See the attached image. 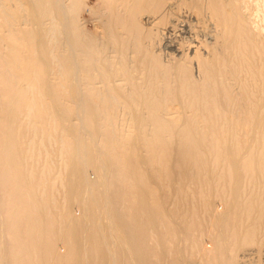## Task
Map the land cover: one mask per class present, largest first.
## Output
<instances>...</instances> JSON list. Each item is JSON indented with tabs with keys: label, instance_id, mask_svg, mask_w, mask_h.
<instances>
[{
	"label": "rangeland",
	"instance_id": "obj_1",
	"mask_svg": "<svg viewBox=\"0 0 264 264\" xmlns=\"http://www.w3.org/2000/svg\"><path fill=\"white\" fill-rule=\"evenodd\" d=\"M168 1L170 0H162V2L160 0V3L159 0H68L67 19L70 17L74 20L68 19L71 33L83 44L92 46L91 49L95 53L91 52V55L104 54L107 56L106 59L116 62L113 63V72H109L102 79H98L97 77H101V75H97L98 73L95 72L91 88L86 86L85 80H82L80 83L82 84V97H80L83 100H79V102L78 96L74 94L77 89L75 84L78 77L73 79V76L70 75L71 72L68 71L65 54L63 55L65 50L55 49L59 45V41L63 40V36L56 38V46H51L53 52L57 50L63 56L56 59L58 62L47 57L49 74L45 73V75L48 79L42 78L40 73V75L37 74L39 75L38 79L40 78L43 83H39L42 81L37 79L38 81L36 80L37 82L31 90L28 80H20V78L23 79V77L33 74L31 68L21 65L22 56L25 58L26 55V48L23 46L26 36L22 33L24 29H27V25H23L24 22H21L24 15L18 14L16 17L11 9V11L9 10L11 13L7 10L4 14L0 13V98H2L0 100V142L6 139L9 147L6 158L0 155V264H264V57H262L264 56L262 55L264 52V0H236L235 2L227 0L228 4L226 0H194L195 3L193 0H183V8L178 9L186 11L182 23L179 21L180 18H175L171 14L167 15L165 12L164 7ZM217 1L218 5H216ZM189 2L190 8L188 7ZM212 2L213 6L209 5ZM196 3L201 6L197 7ZM69 5H72L70 9ZM206 5L209 6L206 7ZM110 12L112 13L110 14ZM230 14L233 16L230 17ZM146 18H149L150 22L149 20L146 22ZM222 22L226 24L232 22V29L235 31L233 32L234 39L228 40L222 35L226 31H224L226 27L221 26ZM200 24L206 27L208 36L199 34L196 38L197 45L185 31L189 28L197 29ZM171 26H173L172 32L167 29ZM219 30L223 32L221 36L217 35ZM244 34L247 35L246 39ZM247 37L249 38L247 39ZM214 38L218 42H215ZM261 40L263 41L260 42ZM126 42L127 44H125ZM227 43H229L228 46ZM12 44H14V47L11 46L12 51L19 52L16 58L9 57L13 52L10 54L9 51L8 54L6 52L7 45L10 47ZM192 45L199 47L196 54H194V49H188ZM15 46L16 50L13 49L16 48ZM5 48H7L6 51ZM217 48L220 52L216 50ZM114 49L116 51L122 49V51H119L118 54ZM3 52H6L7 56ZM211 54L215 57H212ZM150 55H154V58L152 56L151 59ZM229 56L230 58H228ZM197 57L202 64L208 66L211 64L209 62L216 60L217 65L215 63L213 65L219 69V73L207 77L204 75L206 72L204 66H200V71H198ZM261 58L263 59L261 60ZM226 61L229 63L226 64ZM176 62L179 63L175 64ZM118 63L120 68L117 67ZM238 63L240 64L239 68ZM228 64L234 66L231 67ZM121 65L125 67L123 68ZM135 65L136 68L131 67ZM59 66L61 67L59 68ZM230 67L234 69L228 70ZM118 70L119 72H117ZM162 70L167 75L162 73ZM228 71L231 74H228ZM145 73L148 75L145 76ZM181 74L184 77H181ZM242 75L244 79L240 80ZM177 77L178 80H174ZM154 79L156 80L154 81ZM202 79L205 80L204 83ZM165 80L168 87L164 86ZM45 81L48 84L47 87L44 86V84L46 85ZM145 83H149L150 86ZM159 83L161 84L159 85ZM236 84H239L238 87ZM177 86H180L182 91ZM228 90H231V93ZM152 91L155 92L152 93ZM38 92L41 94L43 92L42 98H39ZM236 92H238L237 95ZM12 94H17L19 99L10 97ZM250 95L255 101L250 98ZM14 96L16 97V95ZM73 99L75 105L78 102L80 106L78 104L74 106ZM210 102H214V104ZM80 108L85 110L82 113V118H85V121L89 119L85 123L82 122V118H78L73 113ZM89 108L93 112H97L94 114L95 116L98 114L97 118L93 116L95 123L90 121ZM251 109L256 110L252 111ZM88 113H90L89 116H86ZM53 114H60V116ZM135 116H137V120L134 118ZM55 118H60V120ZM61 119L63 120L61 121ZM138 119L142 123H139ZM56 122H61L59 123L61 125ZM69 129L72 132L70 133L71 137L69 136L70 131H67ZM7 137L13 141L8 140ZM80 138L81 141H79ZM59 139L62 141L59 142ZM72 142L78 151L72 147ZM76 142L80 144L78 145ZM26 149L32 150V152ZM72 150L76 154L79 153V156L73 157ZM250 150L251 152H249ZM28 152L32 153L30 157H28ZM66 154L69 156L67 157ZM88 156H90L89 161ZM75 158L80 165L73 161ZM103 159L108 160L105 163ZM68 160H70V164H67ZM85 163L86 165H84ZM94 163H97L96 169L99 167V171L94 168ZM107 166V173H104ZM66 167L70 169L69 172ZM31 174L34 178L31 177ZM65 175L68 181L65 179ZM116 175H118L117 178H115ZM31 178L32 180H30ZM83 178L86 182L82 183L84 185L80 183L84 181ZM112 179L115 180L113 183ZM69 180L74 185L72 190H70ZM105 180H109L110 183ZM86 184L87 186H85ZM82 186L85 190L81 189L79 192L78 190ZM93 186L95 188L98 186L94 189L96 191H93ZM77 188L78 190H76ZM107 189L109 190L106 193ZM72 191L75 193L73 194ZM108 200L112 201L109 203ZM97 204L99 207H96ZM85 206L87 207L85 208ZM22 208H25L24 211H26L23 212ZM99 209H102V212L104 210L103 214ZM99 211L100 214H98ZM43 212L45 213L43 214ZM95 214L98 216L96 217ZM66 218L68 219L66 220ZM77 218L80 222L77 221ZM70 219H72L71 223ZM25 222L28 223L26 226ZM31 223H34L32 225L36 224V229L30 227ZM71 226L75 230L73 233ZM103 231H107V236ZM101 232L104 236L100 234ZM17 236L19 237L16 238ZM106 241L109 250L104 243ZM103 244L105 245L103 246ZM36 249H40V251L37 252ZM53 256L54 258H52Z\"/></svg>",
	"mask_w": 264,
	"mask_h": 264
},
{
	"label": "bare ground",
	"instance_id": "obj_2",
	"mask_svg": "<svg viewBox=\"0 0 264 264\" xmlns=\"http://www.w3.org/2000/svg\"><path fill=\"white\" fill-rule=\"evenodd\" d=\"M6 1V2H5ZM72 1V0H71ZM117 1V0H116ZM165 1V0H164ZM192 1V0H191ZM194 1V0H193ZM205 1V0H204ZM210 1V0H209ZM219 1V0H218ZM218 1H217V4L216 5H218ZM236 0H234V2H235ZM67 2H68V0H0V13H2V14H4V12H5V10H7L8 12H10L11 10H13V12H14V14H15V16L16 15H18V14H23L24 16L21 18L22 19V21L21 22H24L23 23V25H27L26 27H27V29L25 30H23V33L22 34H24L26 37H25V39H24V37H23V46L26 48V50H25V52H26V55H25V58H24V56H22V60H21V65H23L25 68H31V72L33 73V74H31L30 76H28L27 74V76H25V77H23V79H21L20 77V80H28L29 82H28V84H29V89H31V90H33V88H34V86L33 85H35L36 84V82L40 79H38V76L40 75V74H42L41 76H42V78H44V79H48V78H46L47 76L45 75V73L47 74H49V72H48V62H47V57L48 58H50V59H52V61H54V60H56V59H58V57H62L64 54H65V58H66V61H65V63H67V67H68V71H70L71 73H70V75H72L73 76V79L74 78H77L78 80L76 81V84L75 85H77L76 86V91H75V93L74 94H76L77 96H78V102H79V100H81V89H82V84H80L81 82H82V80H85V83H86V86H89V88H91V82H92V80H94L93 79V77H94V74H95V72H97L98 74L97 75H101V77H97L98 79H102L103 78V76H106V74H108L109 72H113V69H114V67H113V61L114 60H109V59H106L107 58V56H105L104 54L103 55H99V56H93V55H91V52L93 53L94 51H93V49H91V47L90 46H87L88 44H83V42H81L80 41V39H77V37L75 36V35H73V33H71L72 31H71V28H70V26H69V24H68V19L70 18V17H68V19H67V13H66V8L68 7V4H67ZM156 2H158V1H156ZM161 2H162V0H161ZM188 2V1H187ZM197 2V1H196ZM203 2V1H202ZM207 2V1H206ZM205 2V3H206ZM233 2V3H234ZM253 2V1H252ZM258 2V1H257ZM73 3V2H72ZM120 3V2H119ZM128 3V2H127ZM159 3H160V0H159ZM194 3H195V1H194ZM205 3H203V4H205ZM225 3V2H224ZM226 3H227V0H226ZM263 3V2H262ZM115 4V3H114ZM134 4H136V3H134ZM189 4H190V2L188 3V7H189ZM197 4V3H196ZM210 4H212V6H213V2L212 3H209V5ZM228 4V3H227ZM236 4V3H235ZM243 4V3H242ZM118 5V4H117ZM184 6V4H183V0H170V1H168L167 3H166V5H165V7H164V9H165V12L167 13V15L168 14H171L172 16H174L175 18L177 17V18H180V22L181 21H183L184 22V20H183V17H184V12H186L184 9H182L181 11L180 10H178V9H181V8H183V6ZM192 5V4H191ZM208 5V6H209ZM215 5V6H216ZM72 6V5H71ZM70 5H69V9H70V7H71ZM114 6V5H113ZM158 6H159V4H158ZM192 6H194V5H192ZM201 6V5H200ZM199 6V4H197V7H200ZM207 5H206V7H208ZM225 6H226V4H225ZM234 6H236V5H234ZM233 6V7H234ZM153 7H154V5H153ZM227 7V6H226ZM231 7H232V5H231ZM141 8V7H140ZM187 8V7H186ZM190 8V7H189ZM203 8V7H202ZM212 8V7H211ZM210 8V9H211ZM236 8V7H235ZM11 9V10H10ZM132 9H133V7H132ZM146 9V8H145ZM174 9H176V11H174ZM214 9V8H213ZM222 9V8H221ZM232 9H234V8H232ZM232 9H230L231 11H233ZM10 10V11H9ZM147 10V9H146ZM151 10V9H150ZM190 10V9H189ZM216 10V9H215ZM219 10V9H218ZM120 11V10H119ZM140 11V10H139ZM149 11V10H148ZM220 11V10H219ZM230 11V12H231ZM260 11V10H259ZM114 12H115V10H114ZM122 12V11H121ZM127 12H128V10H127ZM151 12V11H150ZM211 12V11H210ZM226 12H227V10H226ZM11 13V12H10ZM70 13H72V12H70ZM112 12H110V14H111ZM117 13H119V12H117ZM135 13V12H134ZM212 13V12H211ZM229 13V12H228ZM232 13V12H231ZM238 13V12H237ZM243 13V12H242ZM6 14V13H5ZM127 14V13H126ZM216 14V13H215ZM234 15H235V13H233ZM233 14L231 15L230 14V17L231 16H233ZM263 14V13H262ZM1 15V14H0ZM122 15H123V13H122ZM7 16H9V15H7ZM11 16V15H10ZM9 16V17H10ZM14 16V17H15ZM20 16V15H19ZM18 16V17H19ZM126 16V15H125ZM149 16V15H148ZM213 16H215V15H213ZM224 16V15H223ZM222 16V17H223ZM236 16V15H235ZM235 16L233 17V18H235ZM240 16V15H239ZM246 16V15H245ZM252 16V15H251ZM263 16V15H262ZM12 17V16H11ZM17 17V16H16ZM130 17V16H129ZM135 17H136V15H135ZM193 17V16H192ZM209 17V16H208ZM72 18H73V16H72ZM121 18H122V16H121ZM174 18V19H175ZM221 18V17H220ZM225 18V17H224ZM223 18V19H224ZM245 18V17H244ZM5 19V18H4ZM12 19V18H11ZM71 19V18H70ZM130 19V18H129ZM128 19V20H129ZM155 19V18H154ZM210 19V18H209ZM214 19V18H213ZM215 19H216V17H215ZM222 19V20H223ZM240 19V18H239ZM18 20V19H17ZM71 20H73V19H71ZM148 20H149V18H146L145 19V21L146 22H148ZM152 20H153V18H152ZM221 20V19H220ZM225 20V19H224ZM19 21V20H18ZM17 21V22H18ZM74 21V20H73ZM109 21V20H108ZM176 21V20H175ZM212 21V20H211ZM211 21H210V23H211ZM235 21H236V18H235ZM244 21V20H243ZM122 22V21H121ZM142 22V21H141ZM149 22H150V20H149ZM238 22V21H237ZM251 22V21H250ZM257 22V21H256ZM6 23V22H5ZM182 23V22H181ZM214 23V22H213ZM240 23V22H239ZM245 23H247V22H245ZM71 24V23H70ZM103 24V23H102ZM120 24V23H119ZM209 24V23H208ZM228 24H230V25H228ZM228 24H226V23H224V22H222V24H221V26H225L226 28L224 29V33L223 32H220V30L219 31H217L218 33H217V35H220L221 36V33H223L222 35L223 36H225L226 38H228V40H230V39H234V33L233 32H235L233 29H232V22L230 23H228ZM243 24V23H242ZM253 24V23H252ZM7 25V24H6ZM108 25H109V23H108ZM121 25V24H120ZM120 25H119V27H120ZM178 25H179V23H178ZM206 25V24H205ZM215 27H216V25L215 24H213ZM238 25V24H237ZM8 26V25H7ZM72 26V25H71ZM209 26V25H208ZM212 26V25H211ZM214 26H213V28H214ZM106 27V26H105ZM184 27V26H183ZM190 27V26H189ZM248 27H249V24H248ZM73 28V27H72ZM205 28L206 27H204V25L203 24H200L198 27H197V29H191V28H189L188 29V27H187V29L188 30H186L185 31V33H188L189 35H190V37L192 38V41H194L195 43H197V36L199 35V34H201L202 33V35L204 34V36L206 35V36H208V34H207V31L205 30ZM209 28V27H208ZM234 28H235V26H234ZM241 28V27H240ZM258 28H259V26H258ZM74 29V28H73ZM104 29V28H103ZM128 29V28H127ZM167 29L169 30V31H173V26H171V28H169V27H167ZM216 29V28H215ZM217 29H219V28H217ZM244 29H245V27H244ZM76 30V29H75ZM167 30V31H168ZM214 30V29H213ZM242 30V29H241ZM249 30V29H248ZM252 30H254V29H252ZM252 30H251V32H252ZM74 31V30H73ZM113 31V30H112ZM111 31V32H112ZM205 31V32H204ZM210 31H212V30H210ZM244 31V30H243ZM246 31H247V28H246ZM246 31H244V32H246ZM250 31V30H249ZM254 31H257L256 29L254 30ZM75 32V31H74ZM81 32H83L82 30H81ZM109 32H110V30H109ZM127 32V34H128V30L126 31ZM184 32V31H183ZM182 32V33H183ZM212 32H214V31H212ZM242 32V31H241ZM11 33V32H10ZM42 33H43V35H42ZM76 33V32H75ZM147 33V32H146ZM206 33V34H205ZM248 33V32H247ZM253 33H255L256 34V32H253ZM262 33V32H261ZM252 34V33H251ZM250 34V35H251ZM263 34V33H262ZM83 35V34H82ZM130 35V34H129ZM180 35V34H179ZM184 35V34H183ZM215 35H216V31H215ZM214 35V36H215ZM216 35V36H217ZM243 35V34H242ZM257 35H259V34H257ZM63 36V37H62ZM212 36V35H211ZM240 36V35H239ZM244 36H245V39H246V34H244ZM19 37H21V36H19ZM59 37H62V39L63 40H61V41H59V45L57 46V47H55V49L57 48V50H58V48H62L63 50H65V53H63V55L61 54V52H59V51H57V50H55L54 52H53V48L51 47V46H54L55 45V43L57 42V39L56 38H59ZM122 37V36H121ZM189 37V36H188ZM241 37V36H240ZM254 37L256 38V36L254 35ZM253 37V38H254ZM86 38V37H85ZM110 38V37H109ZM140 38V37H139ZM138 38V39H139ZM187 38V37H186ZM217 38V37H216ZM216 38H214V40L216 39ZM249 37H247V39H248ZM252 38V37H251ZM250 38V39H251ZM102 39V38H101ZM144 39H146V38H144ZM236 39V38H235ZM103 40V39H102ZM115 40V39H114ZM119 40H121V39H119ZM206 40V39H205ZM226 40V39H225ZM238 40V39H237ZM256 40V39H255ZM254 40V42H256ZM9 41V40H8ZM112 41V40H111ZM128 41V40H127ZM232 41V40H231ZM240 41V40H239ZM263 40H261L260 42H262ZM108 42H109V40H108ZM115 42V41H114ZM132 42V41H131ZM140 42V41H139ZM205 42V41H204ZM215 42H218L217 40H215ZM220 42V41H219ZM237 42V41H236ZM250 42L254 45V43H253V41L252 40H250ZM1 43V42H0ZM89 43V42H88ZM168 43H171V41H168ZM211 43V42H210ZM233 43V42H232ZM247 43V42H246ZM259 43V42H258ZM258 43H256V44H258ZM17 44V43H16ZM125 44H127V42L125 43ZM133 44H134V41H133ZM139 44H141V43H139ZM138 44V45H139ZM213 44V43H212ZM241 44V43H240ZM255 44V45H256ZM9 45V44H8ZM7 45V48H8V50L6 51V49L7 48H5V51L7 52V54H8V51H9V54H10V52L12 53V54H10V58H16V57H18V51H16V52H14V51H12V47L11 46H13L14 44H12V45H10V47H11V50H9V46ZM22 45V44H21ZM112 45V44H111ZM146 45V44H145ZM188 45H190V44H188ZM197 45H198V43H197ZM197 45H192V46H190L188 49L189 50H191V49H194V54H196V52H197V50H198V48L199 47H197ZM225 45V44H224ZM227 46L229 45V43H227L226 44ZM231 45V44H230ZM261 45V44H260ZM56 46V45H55ZM167 46V45H166ZM175 46V45H174ZM213 46V45H212ZM257 46V45H256ZM14 47V46H13ZM16 47V46H15ZM65 47V48H64ZM134 47H135V44H134ZM165 47V46H164ZM218 47H219V45H218ZM222 47H224V46H222ZM253 47V46H252ZM262 47V46H261ZM112 48H114L113 46H112ZM131 48V47H130ZM139 48V47H138ZM171 49H172V47H170ZM231 48V47H230ZM234 48V47H233ZM238 48H239V46H238ZM259 48V47H258ZM13 49H17V47L16 48H13ZM20 49V48H19ZM18 49V50H19ZM61 49V50H62ZM134 49V48H133ZM136 49V48H135ZM166 49H168V48H166ZM187 49V48H186ZM226 49V48H225ZM224 49V50H225ZM255 49H257V48H255ZM63 50H62V52H63ZM113 50V49H112ZM115 50V49H114ZM165 50V49H164ZM213 50H214V47H213ZM212 50V51H213ZM216 50H218L219 51V49L217 48ZM227 50V49H226ZM243 50H244V47H243ZM261 50H262V52H263V49L261 48ZM116 51V50H115ZM120 51V50H119ZM119 51H116L115 53H118ZM121 51H122V49H121ZM120 51V52H121ZM139 51H140V49H139ZM229 51H230V49H229ZM6 52H3V54L5 53V55H6ZM21 52V51H20ZM136 52H138V51H136ZM174 52H175V50H174ZM217 52V51H216ZM220 52V51H219ZM227 53H228V51H226ZM234 52V51H233ZM244 52V51H243ZM258 52V51H257ZM261 52V53H262ZM95 53V52H94ZM139 53V52H138ZM143 53V52H142ZM231 53V52H230ZM245 53V52H244ZM258 53H260V52H258ZM119 54V53H118ZM121 54V53H120ZM130 54V53H129ZM152 54V53H151ZM214 54V53H213ZM213 54H211L212 55V57H215V56H213ZM223 54V53H222ZM237 54H238V52H237ZM246 54V53H245ZM252 54V53H251ZM122 55V54H121ZM142 55V54H141ZM217 55V54H216ZM226 55V54H225ZM228 55H230V54H228ZM227 55V56H228ZM233 55H234V53H233ZM262 55H264V52H263V54ZM7 56V55H6ZM119 56V55H118ZM117 56V57H118ZM151 56V55H150ZM153 56V58H154V55H152ZM152 56H151V59H152ZM248 56H250V55H248ZM260 56V55H259ZM114 57V56H113ZM132 57H133V55H132ZM147 57V56H146ZM223 57H225V56H223ZM222 57V58H223ZM235 57V56H234ZM233 57V58H234ZM253 57V56H252ZM262 57H264V56H262ZM20 58V57H19ZM18 58V59H19ZM120 58V57H119ZM128 58V57H127ZM142 58V57H141ZM198 59V61H197V63H196V66L198 67L197 68V70L198 71H200L199 70V67L200 66H204V67H206L205 68V70H206V72H205V74L204 75H206L207 77H209V76H212V75H215V74H218L219 73V69L216 67V66H214L213 65V63H215V65H217V63H216V60H213V61H211L210 59V61L211 62H209V60H208V62L209 63H211V64H209V66L208 65H205V64H202L201 62H200V60H199V57H197ZM221 58V59H222ZM228 58H230V56L228 57ZM227 58V60H229ZM246 58V57H245ZM121 59H122V57H121ZM134 59V58H133ZM184 59V58H183ZM182 59V60H183ZM226 59V58H225ZM235 59V58H234ZM263 58H261V60H262ZM16 60V59H15ZM144 60V59H143ZM149 60V59H148ZM238 60V59H237ZM10 61H12L11 59H10ZM57 61V60H56ZM121 61V60H120ZM133 61V60H132ZM131 61V62H132ZM135 61V60H134ZM138 61V60H137ZM183 61H185V60H183ZM241 61V60H240ZM247 61H249L248 59H247ZM254 61V60H253ZM13 62V61H12ZM58 62V61H57ZM123 62V61H122ZM218 62V61H217ZM239 62V61H238ZM257 62H258V60H257ZM116 63V62H115ZM114 63V64H115ZM140 63H141V61H140ZM139 63V64H140ZM177 63H179V62H176L175 64H177ZM227 63H229V62H227L226 61V64ZM232 63V62H231ZM123 64V63H122ZM130 64V63H129ZM132 64V63H131ZM174 64V65H175ZM225 63H224V66L226 65ZM261 64V63H260ZM259 64V65H260ZM8 65V64H7ZM11 65V64H10ZM38 65H39V67H38ZM141 65V64H140ZM149 65V64H148ZM154 65V64H153ZM156 65H157V63H156ZM187 65H188V63H187ZM186 65V66H187ZM221 65V64H220ZM229 65V64H228ZM239 63H238V68H239ZM241 65H243V64H241ZM247 65V64H246ZM262 65V64H261ZM122 66V65H121ZM137 66H138V64H137ZM142 66V65H141ZM168 66V65H167ZM183 66V65H182ZM181 66V67H182ZM229 66H231V65H229ZM232 66H234V65H232ZM231 66V67H232ZM248 66V65H247ZM253 66V65H252ZM255 66V65H254ZM15 67V66H14ZM61 66H59V68H60ZM117 67L118 68H120L119 67V63H118V65H117ZM123 68L125 67V66H122ZM131 67H134V68H136V65L135 66H131ZM131 67H129V68H131ZM175 67V66H174ZM180 67V68H181ZM203 67V68H204ZM226 67V69H227V66H225ZM230 67V68H231ZM246 67V66H245ZM249 67V66H248ZM263 67V66H262ZM2 68H4V67H2ZM21 68V67H20ZM58 68V69H59ZM154 68H155V66H154ZM153 68V69H154ZM186 68V67H185ZM202 68V67H201ZM200 68V69H201ZM222 68V67H221ZM228 68V70H232V69H234V68ZM243 68V67H242ZM253 68V67H252ZM122 69V68H121ZM132 69V68H131ZM164 69V68H163ZM174 69V68H173ZM188 69V68H187ZM250 69H251V67H250ZM30 70V69H29ZM55 70V69H54ZM101 70H102V72H101ZM133 70V69H132ZM147 70H148V68H147ZM146 70V71H147ZM151 70V69H150ZM156 70H157V68H156ZM127 71H129V70H127ZM163 71V70H162ZM233 71H235V70H233ZM4 72V71H3ZM30 72V71H29ZM52 73H53V71H51ZM57 72V71H56ZM117 72H119V70L117 71ZM138 72V71H137ZM176 72H177V70H176ZM179 72H180V69H179ZM181 72H183L182 70H181ZM192 72V71H191ZM191 72H188V73H190V74H192ZM221 72V71H220ZM226 72V71H225ZM229 72V71H228ZM239 72V71H238ZM256 72H258V71H256ZM255 72V73H256ZM259 72H260V70H259ZM22 73H24V72H22ZM40 73V74H39ZM129 73V72H128ZM154 73V72H153ZM160 73V72H159ZM162 73H165L166 74V72H162ZM162 73H161V75H162ZM224 73V72H223ZM236 73V72H235ZM235 73H234V75H235ZM243 73V72H242ZM246 73V72H245ZM7 74V73H6ZM17 74V73H16ZM37 74H39V75H37ZM55 74V73H54ZM53 74V75H54ZM183 74V73H182ZM182 74H181V77H184V75L182 76ZM228 74H231L230 72L228 73ZM263 74H264V72H263ZM122 75V74H121ZM146 75H148V73H145V76ZM160 75V74H159ZM161 75H160V77H161ZM167 75V74H166ZM189 75V74H188ZM220 75V74H219ZM218 75V76H219ZM254 75V74H253ZM260 75V74H259ZM9 76V75H8ZM24 76V75H23ZM72 76H71V78H72ZM113 76V75H112ZM131 76V75H130ZM198 76H200V75H198ZM205 76V77H206ZM138 77V76H137ZM150 77V76H149ZM202 77H203V75H202ZM214 77V76H213ZM230 77V76H229ZM233 77V76H232ZM231 77V78H232ZM247 77V76H246ZM250 77H251V75H250ZM262 77V76H261ZM70 78V77H69ZM121 78V77H120ZM119 78V79H120ZM135 78V77H134ZM155 78V77H154ZM163 78V77H162ZM172 78H173V76H172ZM237 78V77H236ZM242 78H243V75L241 76V79L240 80H242ZM254 78H255V76H254ZM38 79V80H37ZM137 79V78H136ZM150 79V78H149ZM165 79V78H164ZM186 79V78H185ZM214 79V78H213ZM220 79H221V77H220ZM224 79V78H223ZM233 79H234V77H233ZM238 79V78H237ZM244 79V78H243ZM251 79V78H250ZM37 80V81H36ZM41 80V79H40ZM71 80V79H70ZM107 80V79H106ZM111 80H112V78H111ZM156 79H154V81H155ZM161 80V79H160ZM174 80H178V77H177V79H174ZM184 80V79H183ZM203 80V79H202ZM225 80V79H224ZM254 80V79H253ZM42 81V80H41ZM185 82H186V80H184ZM194 81V80H193ZM214 81H216V80H214ZM220 81V80H219ZM218 81V82H219ZM226 81V80H225ZM238 81V80H237ZM245 81V80H244ZM22 82V81H21ZM27 82V81H26ZM68 82V81H67ZM75 82V81H74ZM77 82H78V84H77ZM131 82V81H130ZM130 82H129V85H130ZM148 82V81H147ZM172 82V81H171ZM176 82V81H175ZM175 82H174V84H175ZM178 82V81H177ZM205 82V80H203V83ZM207 82V81H206ZM238 82H240V81H238ZM246 82V81H245ZM256 82H257V80H256ZM39 83H43V81L42 82H39ZM45 83H46V81H45ZM69 83V82H68ZM102 83V82H101ZM110 83H112L111 81H110ZM135 83H136V80H135ZM222 83V82H221ZM254 83V82H253ZM262 83V82H261ZM103 84V83H102ZM101 84V85H102ZM146 84V83H145ZM147 84H149V83H147ZM146 84V85H147ZM161 83H159V85H160ZM185 84V83H184ZM208 84V83H207ZM225 84H226V82H225ZM230 84V83H229ZM111 85V84H110ZM117 85V84H116ZM122 85V84H121ZM131 85H132V82H131ZM165 85H167V83H166V80H165V84H164V86ZM177 85V84H176ZM176 85H174V86H176ZM188 85V84H187ZM202 85V84H201ZM220 85V84H219ZM237 85H239V84H236V86ZM255 85H257V84H255ZM261 85V84H260ZM262 85H263V83H262ZM15 86H17V85H15ZM28 86V85H27ZM40 86V85H39ZM44 86L45 87H47L48 86V84L46 83V85L44 84ZM53 86H54V84H53ZM57 86V85H56ZM72 86V85H71ZM74 86V85H73ZM104 86V85H103ZM113 86V85H112ZM119 86V85H118ZM136 86H137V84H136ZM135 86V87H136ZM148 86H150V84L148 85ZM174 86H173V88H174ZM181 86V85H180ZM180 86L178 87V88H180ZM193 86V85H192ZM203 86V85H202ZM216 86V85H215ZM214 86V87H215ZM222 86V85H221ZM44 87V88H45ZM50 87V86H49ZM48 87V88H49ZM113 87H115V86H113ZM134 87V88H135ZM166 87V86H165ZM167 87H168V85H167ZM191 87V86H190ZM217 87H218V85H217ZM220 87V86H219ZM238 87V86H237ZM241 87V86H240ZM245 87V86H244ZM104 89L106 88L105 86L103 87ZM149 88V87H148ZM178 88H176V89H178ZM209 88V87H208ZM216 88V87H215ZM224 88V87H223ZM257 88V87H256ZM46 89V88H45ZM71 89V88H70ZM73 89V88H72ZM75 89V88H74ZM73 89V90H74ZM114 89H116V88H114ZM113 89V90H114ZM136 89V88H135ZM134 89V90H135ZM154 89V88H153ZM169 89V88H168ZM181 89V91H182V88H180ZM179 89V90H180ZM186 89V88H185ZM190 89V88H189ZM214 89V88H213ZM212 89V90H213ZM217 89V88H216ZM232 89V88H231ZM242 89V88H241ZM264 89V88H263ZM262 89V90H263ZM35 90V89H34ZM49 90H50V88H49ZM106 90V89H105ZM145 90V89H144ZM155 90V89H154ZM200 90V89H199ZM218 90V89H217ZM243 90V89H242ZM247 90V89H246ZM255 90H257V89H255ZM261 90V89H260ZM36 91V90H35ZM34 91V92H35ZM42 91H43V89H42ZM120 91H121V89H120ZM194 91V90H193ZM197 91V90H196ZM222 91V90H221ZM230 93H231V90H228ZM235 91H236V89H235ZM19 92H20V89H19ZM70 92H71V90H70ZM69 92V93H70ZM107 92V91H106ZM105 92V93H106ZM116 92H117V90H116ZM119 92V91H118ZM149 92V91H148ZM153 92H155V91H152V93ZM169 92V94H170V91H168ZM172 92V91H171ZM214 92V91H213ZM240 92V91H239ZM243 92V91H242ZM245 92V91H244ZM263 92V91H262ZM48 93V92H47ZM51 93V92H50ZM57 93V92H56ZM98 93V92H97ZM181 93V92H180ZM183 93V92H182ZM200 93V92H199ZM216 94H217V91L215 92ZM224 93H226V92H224ZM237 93L238 92H236V95H237ZM252 93V92H251ZM260 93V92H259ZM264 93V92H263ZM18 94V93H17ZM17 94H12L10 97H12L13 96V99L15 98V99H19V97L17 96ZM23 94H24V92H23ZM49 94V93H48ZM73 94V95H74ZM104 94V93H103ZM130 94V93H129ZM142 94V93H141ZM155 94V93H154ZM158 94V93H157ZM168 94V95H169ZM192 94H193V92H192ZM191 94V95H192ZM201 94H203V93H201ZM246 94V93H245ZM244 94V95H245ZM249 94V93H248ZM14 95H16V97L14 96ZM18 95H20V93L18 94ZM42 95H43V92H42V94L41 93H39L38 92V96H39V98L41 97L42 98ZM45 95V94H44ZM100 95V94H99ZM143 95V94H142ZM166 95V94H165ZM181 95V94H180ZM198 95V94H197ZM223 95V94H222ZM236 95L234 96L235 98H236ZM239 95V94H238ZM260 95V94H259ZM45 96H47V95H45ZM71 97H73L72 95H70ZM81 96V97H80ZM101 96V95H100ZM155 96H156V94H155ZM158 96V95H157ZM189 96V95H188ZM226 96V95H225ZM229 96H231V95H229ZM262 96V95H261ZM9 97V96H8ZM31 97V96H30ZM53 97V96H52ZM153 97H154V95H153ZM170 97V96H169ZM177 97V96H176ZM178 97H180V96H178ZM177 97V98H178ZM184 97H185V95H184ZM193 97H194V95H193ZM199 97V96H198ZM206 97V96H205ZM239 97V96H238ZM241 97V96H240ZM259 97V96H258ZM257 97V98H258ZM164 98V97H163ZM177 98H176V101H177ZM224 98V97H223ZM228 98V97H227ZM234 98V100H236ZM250 98H251V95H250ZM2 98H0V100H1ZM7 99H9V98H7ZM48 99V98H47ZM99 99H100V97H99ZM108 99H109V97H108ZM114 98L112 97V100H113ZM212 99V98H211ZM221 99H222V97H221ZM229 99V98H228ZM251 99H253V98H251ZM9 100H12V99H9ZM39 100V99H38ZM58 100V99H57ZM82 100H83V98H82ZM81 100V101H82ZM138 100V99H137ZM170 100V99H169ZM179 100V99H178ZM197 100V99H196ZM200 100V99H199ZM202 100V99H201ZM210 100V99H209ZM227 100V99H226ZM233 100V101H234ZM240 100V99H239ZM247 100V99H246ZM249 100V99H248ZM254 100V99H253ZM257 100H259V99H257ZM48 101V100H47ZM72 101V100H71ZM74 99H73V103H74ZM80 101V102H81ZM142 101V100H141ZM140 101V102H141ZM158 101V100H157ZM165 101V100H164ZM180 101V100H179ZM189 101V100H188ZM192 101V100H191ZM205 101V100H204ZM204 101H201V102H204ZM215 101V100H214ZM255 101V100H254ZM39 102H40V100H39ZM76 103V105H75V103H74V106H77V104H78V106H80V104L79 103ZM85 102V101H84ZM114 102V101H113ZM151 102H153V100H151ZM184 102H185V100H184ZM190 102V101H189ZM188 102V103H189ZM261 102V101H260ZM32 103H34V102H32ZM57 103V102H56ZM82 103V102H81ZM159 103V102H158ZM157 103V104H158ZM160 103H161V101H160ZM186 103V102H185ZM199 103H200V101H199ZM211 104L213 103L214 104V102H210ZM223 103V102H222ZM230 103H231V101H230ZM239 103V102H238ZM245 103H247V102H245ZM256 103H258V102H256ZM41 104V103H40ZM54 104V103H53ZM72 104V103H71ZM86 104H88V103H86ZM145 104V103H144ZM152 104V103H151ZM207 104V103H206ZM232 104V103H231ZM255 104V103H254ZM98 105V104H97ZM96 105V106H97ZM159 105V104H158ZM181 105V104H180ZM189 105V104H188ZM192 105V104H191ZM208 105V104H207ZM243 105V104H242ZM248 105V104H247ZM35 106V105H34ZM33 106V107H34ZM84 106V105H83ZM87 106V105H86ZM144 106V105H143ZM182 106V105H181ZM180 106V107H181ZM219 106H220V103H219ZM224 106V105H223ZM232 106V105H231ZM252 106V105H251ZM255 106V105H254ZM263 106H264V104H263ZM9 107V106H8ZM54 107H57V106H54ZM109 107V106H108ZM150 107V106H149ZM154 107H156V106H154ZM256 107V106H255ZM65 108V107H64ZM86 108V107H85ZM91 108V107H90ZM88 109V112H91V114L90 113H88V115H86V116H89V114H90V121L93 123L94 122V118H93V116H95L94 114H96L97 112H93V110L92 109ZM182 108V107H181ZM196 109H197V107H195ZM219 108V107H218ZM221 108V107H220ZM225 108H226V104H225ZM251 108V107H250ZM252 108H254L253 106H252ZM260 108V107H259ZM216 109V108H215ZM261 109H263V108H261ZM53 110H54V108H53ZM57 110V109H56ZM190 110V109H189ZM252 111H255V110H253V109H251ZM8 111V110H7ZM60 111V110H59ZM68 112V111H67ZM76 112V113H75ZM85 112V110H83L82 108H80V109H78L77 111H74L73 113L74 114H76V116L78 117V118H82V113H84ZM249 112V111H248ZM40 113V112H39ZM152 113V112H151ZM154 113V112H153ZM207 113V112H206ZM209 114V113H208ZM253 114V113H252ZM256 114V113H255ZM254 114V115H255ZM52 115V114H51ZM53 115H55V116H60V114H58V115H56V114H53ZM151 115V114H150ZM186 115V114H185ZM210 115V114H209ZM6 116H7V114H6ZM34 116V115H33ZM62 116V115H61ZM97 116H98V114L95 116V118H97ZM248 116H249V114H248ZM247 116V117H248ZM49 117V116H48ZM47 117V118H48ZM74 117V116H73ZM131 117V116H130ZM136 117L137 116H135L134 118L136 119ZM158 117V116H157ZM241 117V116H240ZM25 118V117H24ZM49 118H52L51 116L49 117ZM62 118V117H61ZM230 118V117H229ZM254 118V117H253ZM40 119V118H39ZM56 120H60V118L58 119V118H55ZM54 119V120H55ZM67 119V118H66ZM83 119V118H82ZM85 119V118H84ZM83 119V123H85V122H87V121H85ZM131 119V118H130ZM132 119H133V116H132ZM140 119V118H139ZM139 119H138V121H139ZM241 119V118H240ZM258 119V118H257ZM263 119V118H262ZM23 120V119H22ZM35 120V119H34ZM53 120V119H52ZM53 120V121H54ZM63 119H61V121H62ZM99 120V119H98ZM102 120H103V118H102ZM137 120V119H136ZM151 120V119H150ZM255 120V119H254ZM12 121V120H11ZM69 121H71V120H69ZM79 121V120H78ZM108 121V120H107ZM133 121V120H132ZM141 121V120H140ZM139 121V123H142V122H140ZM192 121V120H191ZM236 121V120H235ZM259 121V120H258ZM261 121V120H260ZM13 122V121H12ZM28 122V121H27ZM157 122V121H156ZM210 122V121H209ZM56 123H58V122H56ZM59 123H61V122H59ZM58 123V125H61V124H59ZM95 123V122H94ZM132 123V122H131ZM138 123V124H139ZM20 124V123H19ZM54 124V123H53ZM90 124V123H89ZM99 124V123H98ZM226 124V123H225ZM11 125H13V124H11ZM68 125V124H67ZM111 125V124H110ZM167 125V124H166ZM264 125V124H263ZM31 126V125H30ZM64 126V125H63ZM215 127V126H214ZM264 127V126H263ZM19 128V127H18ZM32 128V127H31ZM46 128H47V126H46ZM63 128V127H62ZM77 128V127H76ZM143 128V127H142ZM141 128V129H142ZM64 129V128H63ZM66 129H68V128H66ZM86 129V128H85ZM53 130V129H52ZM58 130H60V128H58ZM87 130V129H86ZM54 131V130H53ZM61 132H62V130H60ZM64 131H66V130H64ZM68 132H69V136H70V133H72L71 132V130L69 129V130H67ZM66 131V132H67ZM88 131V130H87ZM111 131V130H110ZM142 131V130H141ZM229 131V130H228ZM65 132V133H66ZM90 132V131H89ZM152 132V131H151ZM55 133V132H54ZM53 133V134H54ZM56 133H57V131H56ZM63 133V132H62ZM79 133V132H78ZM197 133V132H196ZM264 133V132H263ZM5 134V133H4ZM60 134V133H59ZM64 134V133H63ZM88 134V133H87ZM112 134V133H111ZM185 134V133H184ZM62 135V134H61ZM65 135V134H64ZM76 135V134H75ZM80 135V134H79ZM81 135H82V133H81ZM186 135V134H185ZM226 135V134H225ZM261 135H262V133H261ZM7 136H8V134H7ZM85 136H86V134H85ZM8 137H10V136H8ZM8 137H7V139H8ZM48 137V136H47ZM71 137V136H70ZM73 137V136H72ZM77 137H79L78 135H77ZM77 137L75 138L74 137V139H77ZM113 137V136H112ZM112 137H111V139H112ZM186 137H188L187 135H186ZM190 137V136H189ZM220 137V136H219ZM61 138V137H60ZM88 138V137H87ZM86 138V139H87ZM190 138H193V137H190ZM233 138V137H232ZM244 138H245V136H244ZM244 138H243V140H244ZM85 139V138H84ZM202 139V138H201ZM8 140H12L13 141V139H8ZM79 140V139H78ZM78 140H76V141H78ZM89 140V139H88ZM190 140H192V139H190ZM60 141H62L61 139H59V142ZM79 141H81V138H80V140ZM84 141V140H83ZM202 141V140H201ZM222 141V140H221ZM74 142V141H73ZM73 142H72V144H73ZM162 142V141H161ZM183 142V141H182ZM194 142V141H193ZM63 143V142H62ZM66 143H68V142H66ZM78 143V145L80 144L79 142H76V144ZM84 143V142H83ZM94 143V142H93ZM188 143V142H187ZM192 143V142H191ZM195 143V142H194ZM217 143V142H216ZM9 144V143H8ZM33 144V143H32ZM39 144V143H38ZM42 144V143H41ZM69 144V143H68ZM97 144V143H96ZM30 145V144H29ZM61 145V144H60ZM63 145V144H62ZM91 145V144H90ZM211 145V144H210ZM209 145V146H210ZM9 146H10V148H11V145L9 144ZM81 146V145H80ZM84 146V144L82 145V147ZM95 146H97V145H95ZM98 146H100V145H98ZM97 146V147H98ZM192 146H193V144H192ZM223 146V145H222ZM62 147V146H61ZM72 147L74 148V149H76V151H78V148H75L74 147V144L72 145ZM71 147V148H72ZM76 147H77V145H76ZM79 147V146H78ZM215 147H216V145H215ZM91 148H92V145H91ZM100 148V147H99ZM108 148V147H107ZM187 148H188V145H187ZM217 148V147H216ZM32 149V148H31ZM67 149V148H66ZM98 149V148H97ZM112 149V152H113V148H111ZM194 149H195V147H194ZM26 150H28V149H26ZM80 150V149H79ZM93 150H95L94 148H93ZM178 150V149H177ZM177 150H176V152H177ZM187 150V149H186ZM197 150V149H196ZM224 150V149H223ZM29 151V150H28ZM31 152H32V150H30ZM29 151V152H30ZM34 151V150H33ZM67 151V150H66ZM73 151V150H72ZM83 151V150H82ZM81 151V152H82ZM92 151V150H91ZM96 151V150H95ZM101 151V150H100ZM99 151V152H100ZM28 152V153H29ZM39 152V151H38ZM80 152V151H79ZM104 152V151H103ZM195 152V151H194ZM249 152H251V150L249 151ZM9 153V147H8V145H7V140L5 139V140H3V142H0V155L2 156V157H4V158H6V156H7V154ZM23 153V152H22ZM60 153H62V154H64L63 152H60ZM83 153H84V151H83ZM106 153V152H105ZM114 153V152H113ZM113 153H111V154H113ZM116 153V152H115ZM215 153V152H214ZM223 153V152H222ZM27 154V153H26ZM32 153H29V156L28 157H30V155H31ZM59 154V153H58ZM72 154H74L73 155V157H76V155H78V154H76V152L74 153V151H73V153ZM81 154V153H80ZM104 154V153H103ZM124 154V153H123ZM250 154V153H249ZM248 154V155H249ZM257 154H258V152H257ZM47 155V154H46ZM67 155V154H66ZM83 155V154H82ZM85 155V154H84ZM96 155V154H95ZM108 155V154H107ZM9 156V155H8ZM62 156H64V155H62ZM69 155H67V157H68ZM79 156V155H78ZM77 156V157H78ZM113 156V155H112ZM111 156V157H112ZM65 157V156H64ZM72 157V158H73ZM82 157V156H81ZM85 157V156H84ZM89 157L90 156H88V161H89ZM96 157V156H95ZM101 157H103V156H101ZM118 157V156H117ZM252 157V156H251ZM72 158H70V159H72ZM80 158V157H79ZM92 158H94V157H92ZM104 158V157H103ZM49 159V158H48ZM69 159V158H68ZM82 159V158H81ZM86 159V158H85ZM246 159V158H245ZM257 159V158H256ZM23 160H24V158H23ZM22 160V161H23ZM87 160V159H86ZM93 160V159H92ZM99 160V159H98ZM104 161H105V163L107 162L106 160H108V159H103ZM103 160H101L102 162H103ZM247 160V159H246ZM36 161V160H35ZM67 161V160H66ZM69 161L70 160H68V163L67 164H70L69 163ZM73 161H76L77 162V160H76V158H75V160H73ZM87 161V162H88ZM95 161V160H94ZM112 161H113V158H112ZM72 162V161H71ZM84 162H85V160H84ZM96 162V161H95ZM114 162H115V160H114ZM8 163V162H7ZM97 163H98V161H97ZM96 163V164H97ZM110 162H108V164H109ZM244 163V162H243ZM63 164V163H62ZM77 165H80L78 162L76 163ZM95 164V163H94ZM96 164H95V169H96ZM141 164V163H140ZM205 164V163H204ZM7 165V164H6ZM65 165H66V163H65ZM74 165V164H73ZM73 165H70V166H73ZM77 165H76V167H77ZM84 165H86V163L84 164ZM84 165L82 166V168L84 167ZM110 165V164H109ZM108 165V166H109ZM63 166V165H62ZM68 166V165H67ZM69 166V168L71 169V167ZM75 166V165H74ZM98 166H99V164H98ZM97 166V167H98ZM101 167H102V164L100 165ZM104 166H106V165H104ZM108 166L106 167V171L104 172V173H107V168H108ZM222 166V165H221ZM17 167V166H16ZM75 167V168H76ZM101 167H100V169H101ZM111 167V166H110ZM110 167H109V169H110ZM9 168V167H8ZM66 168H68V167H66ZM68 168V172H69V169ZM75 168H73V169H75ZM78 168L80 169V167L78 166ZM99 168V167H98ZM97 168V169H98ZM96 169V170H97ZM103 169V168H102ZM16 170V169H15ZM14 170V171H15ZM30 170H31V168H30ZM104 170H105V168H104ZM118 170H119V168H118ZM214 170V169H213ZM42 171V170H41ZM40 171V172H41ZM77 171H82V170H77ZM98 171H99V169H98ZM117 171V170H116ZM31 172V171H30ZM74 172H76V171H74ZM101 172V171H100ZM47 173V172H46ZM58 173H60V172H58ZM57 173V174H58ZM67 173V172H66ZM108 173H110L109 171H108ZM39 174V173H38ZM43 174V173H42ZM56 174V175H57ZM72 174H75V173H72ZM100 174H102V173H100ZM113 175H115L114 173H112ZM47 175V174H46ZM67 175V174H66ZM66 175H65V177H66ZM69 175V174H68ZM71 175V174H70ZM80 175V174H79ZM82 175V174H81ZM85 175V174H84ZM121 175V174H120ZM246 175V174H245ZM39 176H40V174H39ZM38 176V177H39ZM77 176V175H76ZM104 176H106V175H104ZM103 176V177H104ZM204 176V175H203ZM31 177H33V174H31ZM56 177H58V176H56ZM72 177V176H71ZM70 177V178H71ZM118 177V175H116V177L115 178H117ZM34 178V177H33ZM48 178V177H47ZM105 178V177H104ZM110 178H112V177H110ZM114 178V179H115ZM234 178H235V176H234ZM41 180H42V178H40ZM44 179V178H43ZM66 180L68 179L67 177L65 178ZM71 179H73V178H71ZM70 179V180H71ZM84 179V178H83ZM109 179V178H108ZM119 179V178H118ZM30 180H32V178L30 179ZM37 180V179H36ZM70 180H69V182H70ZM80 180V179H79ZM100 180V179H99ZM104 180V179H103ZM110 180V179H109ZM108 180V181H109ZM113 180V179H112ZM120 180V179H119ZM166 180V179H165ZM243 180V179H242ZM38 181V180H37ZM68 181V180H67ZM71 181H73V180H71ZM74 181H75V179H74ZM101 181H102V179H101ZM106 181V180H105ZM104 181V182H105ZM108 181H106V182H108ZM115 180H113L112 181V183L114 182ZM198 181V180H197ZM234 181V180H233ZM32 182V181H31ZM85 182V179H84V181H81L80 183L82 184V183H84ZM98 182V181H97ZM30 183V182H29ZM37 183V182H36ZM35 183V184H36ZM41 183V182H40ZM86 183V182H85ZM108 183H110V182H108ZM112 183H111V185H112ZM233 183V182H232ZM35 184H33V185H35ZM70 184V190H72L73 189V187H74V185H73V183L72 182H70L69 183ZM88 184V183H87ZM87 184L85 185V186H87ZM103 184V183H102ZM107 184V183H106ZM33 185H32V187H33ZM82 185H84V184H82ZM99 185V184H98ZM100 185H101V183H100ZM99 185V186H100ZM108 185V184H107ZM30 186H31V184H30ZM79 186H80V184H79ZM89 187H90V185H88ZM96 186V185H95ZM110 186V185H109ZM37 187V186H36ZM35 187V188H36ZM43 188L45 187V186H42ZM81 187V186H80ZM79 187V188H80ZM84 186H82V188H80L79 190H78V188L76 189V190H78L79 192H80V190L81 189H83V190H85L84 188H83ZM88 187V188H89ZM94 187V186H93ZM98 187V186H97ZM96 187V188H97ZM104 187V186H103ZM90 188H92V187H90ZM89 188V189H90ZM95 187L93 188V191H96V190H94V189H96ZM87 189V188H86ZM88 189V190H89ZM22 190V189H21ZM108 190L109 189H107V191H106V193L108 192ZM23 191V190H22ZM63 191V190H62ZM92 191V192H93ZM111 191V190H110ZM190 191V190H189ZM200 191V190H199ZM198 191V192H199ZM25 192V191H24ZM34 192V191H33ZM36 192V191H35ZM43 192V191H42ZM51 192V191H50ZM73 192V191H72ZM79 192H78V194H79ZM88 192V191H87ZM89 192H90V190H89ZM88 192V193H89ZM41 193V192H40ZM75 193V191L73 192V194ZM96 193V192H95ZM113 193H115V192H113ZM43 194V193H42ZM97 194V193H96ZM105 193L103 192V195H104ZM116 194V193H115ZM202 194V193H201ZM88 195V194H87ZM91 195V194H90ZM94 195V194H93ZM100 195H102V193L100 192ZM100 195H99V198H100ZM113 195V194H112ZM117 195V194H116ZM36 196H38V195H36ZM40 196V195H39ZM76 196V195H75ZM81 197V196H80ZM79 197V198H80ZM87 196L85 195V198H86ZM89 197V196H88ZM109 197V196H108ZM77 198H78V196H77ZM90 198V197H89ZM102 198V197H101ZM103 199V198H102ZM101 199V200H102ZM109 199V198H108ZM14 200V199H13ZM51 200V199H50ZM104 200V199H103ZM120 200V199H119ZM29 201H31V200H29ZM64 201V200H63ZM112 201V200H111ZM110 200H108V202L110 203L111 202ZM35 202V200L33 201V203ZM39 202H40V200H39ZM83 202V201H82ZM100 202V201H99ZM102 202V201H101ZM91 203V202H90ZM89 203V204H90ZM95 203V202H94ZM108 203V204H109ZM219 203V202H218ZM81 204V203H80ZM100 204V203H99ZM29 205V204H28ZM37 205V204H36ZM82 205H83V203H82ZM85 205H86V203H85ZM101 205V204H100ZM19 206V205H18ZM44 206V205H43ZM69 206H70V204H69ZM115 206V205H114ZM27 207V206H26ZM55 207V206H54ZM87 206H85V208H86ZM89 207V206H88ZM93 207V206H92ZM91 207V208H92ZM95 207V206H94ZM96 207H99L98 206V204H97V206ZM101 207V206H100ZM109 207H110V204H109ZM45 208H47V207H45ZM84 208V207H83ZM114 208V207H113ZM112 208V209H113ZM23 209V208H22ZM25 209V208H24ZM24 209L22 210L23 212H25L24 211ZM29 209V208H28ZM27 209V210H28ZM62 209V208H61ZM94 209V208H93ZM93 209H92V213H93ZM97 209V208H96ZM103 209V208H102ZM102 209H99V210H101V212H102ZM110 209V208H109ZM30 210V209H29ZM52 210V209H51ZM86 210V209H85ZM106 210H108V209H106ZM20 211V210H19ZM41 211V210H40ZM45 211V210H44ZM49 211V210H48ZM110 211H111V209H110ZM110 211H108V212H110ZM112 211H114V210H112ZM18 212V211H17ZM90 212H91V210H90ZM103 212H104V210H103ZM103 212L101 213V214H103ZM115 212V211H114ZM113 212V213H114ZM45 212H43V214H44ZM85 213V212H84ZM98 213V212H97ZM112 213V214H113ZM31 214V213H30ZM29 214V215H30ZM48 214V213H47ZM88 214H90V213H88ZM98 214H100V211H99V213ZM98 214L96 215V217L98 216ZM107 214H109V213H107ZM49 215V214H48ZM53 215V214H52ZM86 215H87V213H86ZM91 216H92V214H90ZM110 216H111V214H109ZM24 216V215H23ZM31 216V215H30ZM69 216V215H68ZM73 216V215H72ZM25 217V216H24ZM26 217H27V215H26ZM36 217V216H35ZM55 217V216H54ZM71 217V216H70ZM21 218H22V216H21ZM20 218V219H21ZM30 218V217H29ZM75 218V217H74ZM73 218V219H74ZM80 218V217H79ZM79 218H77V221H78V219ZM85 218V217H84ZM91 218V217H90ZM116 218V217H115ZM121 218V217H120ZM19 219V220H20ZM24 219V218H23ZM26 219V218H25ZM28 219V218H27ZM60 219V218H59ZM68 218H66V220H67ZM99 219V218H98ZM101 219V218H100ZM108 219V218H107ZM219 219H220V217H219ZM218 219V220H219ZM29 220V219H28ZM27 220V221H28ZM31 220H32V218H31ZM35 219H33V221H34ZM71 220L72 219H70V223H71ZM75 220V219H74ZM82 220V219H81ZM86 220V219H85ZM93 220V219H92ZM115 220V219H114ZM24 221H26V220H24ZM30 221V220H29ZM76 221V220H75ZM89 221V220H88ZM98 221V220H97ZM102 221V220H101ZM18 222V221H17ZM35 222V221H34ZM37 222V221H36ZM66 222V221H65ZM73 222V221H72ZM78 222H80V220L78 221ZM90 222V221H89ZM99 222H100V220H99ZM110 222V221H109ZM168 222V221H167ZM217 222V221H216ZM16 223V222H15ZM19 223H21V222H19ZM26 223L27 222H25V226H26ZM56 223H58V222H56ZM75 223V222H74ZM83 223V222H82ZM88 223V222H87ZM218 223V222H217ZM219 223H220V220H219ZM24 224V223H23ZM28 224V223H27ZM32 224H34V223H31V225ZM39 223H37V225H38ZM43 224V223H42ZM67 224H69L68 223V221H67ZM95 224V223H94ZM93 224V225H94ZM98 224V223H97ZM101 224V223H100ZM169 224V223H168ZM22 225V224H21ZM36 225V224H35ZM35 225H32V226H30L31 228L32 227H35ZM40 225V224H39ZM85 225V224H84ZM88 225V224H87ZM24 226V227H25ZM54 226V225H53ZM76 226H77V224H76ZM83 226V225H82ZM86 226V225H85ZM37 227H39V226H37ZM69 227V226H68ZM80 227V225L78 226V228ZM56 228V227H55ZM71 228V230H72V233H73V231H75V230H73L72 229V226L70 227ZM22 229V228H21ZM28 229H29V226H28ZM27 229V230H28ZM35 229H36V227H35ZM40 229V228H39ZM38 229V230H39ZM83 229V228H82ZM81 229V230H82ZM108 229V228H107ZM30 230V229H29ZM34 230V229H33ZM220 230V229H219ZM22 231V230H21ZM31 231V230H30ZM44 231V230H43ZM66 231H68V230H66ZM108 231V230H107ZM106 231V232H107ZM110 231V230H109ZM114 231H115V229H114ZM1 232V231H0ZM18 232V231H17ZM34 232V231H33ZM32 232V233H33ZM64 232V231H63ZM62 232V233H63ZM71 232V231H70ZM104 232V231H103ZM103 232H101L100 234H102ZM106 232H104L105 234H106ZM77 233V232H76ZM83 233V232H82ZM109 233V232H108ZM113 233V232H112ZM42 234V233H41ZM68 234H71V233H68ZM81 234V233H80ZM98 234V233H97ZM99 234V235H100ZM21 235V234H20ZM58 235V234H57ZM64 235V234H63ZM182 235V234H181ZM45 236V235H44ZM75 236V235H74ZM87 236H88V234H87ZM93 236H94V234H93ZM101 236V235H100ZM102 236H104L103 234H102ZM106 236H107V234H106ZM225 236V235H224ZM19 236H17L16 238H18ZM117 237V236H116ZM79 238V237H78ZM87 238V237H86ZM225 238V237H224ZM22 239H23V237H22ZM30 239V238H29ZM67 239V238H66ZM84 239V238H83ZM108 239V238H107ZM106 239V240H107ZM15 240V239H14ZM112 240V239H111ZM228 240V239H227ZM17 241V240H16ZM33 241H34V239H33ZM68 241H70L69 239H68ZM103 241V240H102ZM105 241V240H104ZM32 242V241H31ZM79 242V241H78ZM83 242H84V240H83ZM111 242V241H110ZM219 242V241H218ZM226 242V241H225ZM71 243V242H70ZM103 243V242H102ZM105 244L107 243V241L106 242H104ZM33 244H35V243H33ZM41 244V243H40ZM42 244H43V242H42ZM105 244H103V246L105 245ZM19 245V244H18ZM112 245V244H111ZM41 246V245H40ZM44 246H45V244H44ZM84 246V245H83ZM106 246H107V244H106ZM113 246V245H112ZM108 247V246H107ZM24 248V247H23ZM31 248H33V247H31ZM37 248V247H36ZM42 248V247H41ZM86 248V247H85ZM103 248V247H102ZM83 249V248H82ZM93 249V248H92ZM104 249H105V247H104ZM37 250V252H38V250L40 251V249H36ZM108 250H109V247H108ZM35 251V250H34ZM83 251V250H82ZM85 251V250H84ZM99 251V250H98ZM30 252V251H29ZM49 252V251H48ZM101 252V251H100ZM106 252V251H105ZM167 252V251H166ZM35 253V252H34ZM40 253V252H39ZM83 253V252H82ZM103 253V252H102ZM208 253V252H207ZM95 254V253H94ZM104 254V253H103ZM107 254H109V253H107ZM111 254V253H110ZM168 254V253H167ZM39 255V254H38ZM47 255V254H46ZM56 255V254H55ZM61 256V255H60ZM63 256V255H62ZM33 257V256H32ZM114 257V256H113ZM52 258H54V256L52 257ZM53 260V259H52ZM19 261V260H18ZM55 261V260H54ZM53 261V263H55ZM61 261V260H60ZM85 261V260H84ZM208 261V260H207ZM60 263V262H59Z\"/></svg>",
	"mask_w": 264,
	"mask_h": 264
}]
</instances>
